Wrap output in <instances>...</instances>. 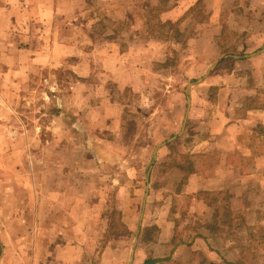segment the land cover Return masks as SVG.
Returning a JSON list of instances; mask_svg holds the SVG:
<instances>
[{"label":"rangeland","instance_id":"rangeland-1","mask_svg":"<svg viewBox=\"0 0 264 264\" xmlns=\"http://www.w3.org/2000/svg\"><path fill=\"white\" fill-rule=\"evenodd\" d=\"M29 1L42 15L33 27L51 26L41 52L52 67L22 87L28 131H0V264H264V209L182 190L197 142L243 150L241 122L209 133L218 82L240 79L237 91L264 106V0ZM202 194L219 212L205 225L233 240L232 263L178 249L201 226Z\"/></svg>","mask_w":264,"mask_h":264},{"label":"crops","instance_id":"crops-1","mask_svg":"<svg viewBox=\"0 0 264 264\" xmlns=\"http://www.w3.org/2000/svg\"><path fill=\"white\" fill-rule=\"evenodd\" d=\"M30 3L29 0H10L6 4H0V127H3L0 131H5L7 135L13 133L19 136L23 131H28L23 109L20 108L25 98L22 87L36 71L52 67L51 57L46 56L47 52H41L48 45L51 47V26L46 34L41 31V26L38 29L33 27L32 23L42 20V15L40 12L37 14L29 11L32 8ZM49 15L45 13V16ZM45 18L47 22L52 21L53 15ZM232 76L235 78L234 72L229 74V78L234 80ZM242 82L240 79L232 85L218 82L215 107L219 109V114L211 122L209 133L216 137L237 132V122H241L244 134H247L246 141L241 142L243 150L236 153V141L231 146H226L227 143L218 139L197 142L193 147L194 157H197L195 170L186 176L182 190L188 195L197 192H224L233 206L235 202V207H231V210L257 212L264 209V106L256 103L260 98L252 88H245L243 94L237 91L236 83ZM240 96L244 99L242 109L239 106ZM240 110L241 118L236 119ZM208 152L212 156V163L206 168L203 163ZM202 158L203 161H198ZM251 195L253 197L250 198ZM244 197H249L248 201ZM195 199L201 209V217L198 219L201 226L189 240L179 241L178 249L183 254H212L213 263L220 259L232 263L235 256L233 240L222 237L219 232H214L205 225L212 220L213 209L203 194ZM39 212L41 207L36 210L37 217ZM35 258L37 257L34 256V261Z\"/></svg>","mask_w":264,"mask_h":264},{"label":"trees","instance_id":"trees-1","mask_svg":"<svg viewBox=\"0 0 264 264\" xmlns=\"http://www.w3.org/2000/svg\"><path fill=\"white\" fill-rule=\"evenodd\" d=\"M174 143H176V141H174L169 146L172 147L174 145ZM185 158H186V162L184 163V165L186 167L184 169H182V171H184L186 173V175H188L189 173H193L194 172L195 167H194V163L190 160L189 157H185ZM185 179H186V177H185ZM206 194H212L215 197H218L220 194H222V192H206ZM223 198L225 200H228V195L225 194ZM228 213L231 214V212H228ZM217 214H219L218 210H217V212H215V215L213 214V217H212L213 222H214L215 225L219 224V219L217 218ZM208 228L212 229V225H209ZM160 261H164V260L163 259L147 258V259L144 260L143 264H155V263L160 262Z\"/></svg>","mask_w":264,"mask_h":264},{"label":"water","instance_id":"water-1","mask_svg":"<svg viewBox=\"0 0 264 264\" xmlns=\"http://www.w3.org/2000/svg\"><path fill=\"white\" fill-rule=\"evenodd\" d=\"M212 67H213V66H212ZM212 67H211V68H212ZM192 85H193L192 82L187 83V85H186V89H185V93H187V95H189V89H190V87H191ZM189 105H190V98L187 96V112H188V109H189ZM187 112H186V115H185V117H184V119H183V123H182L181 131L179 132V134H181V133L183 132V130H184V127H185V124H186V120H187ZM175 137H176V136L172 137L171 139H168L166 142H168V141L174 139ZM160 146H161V145H158V146L154 149V151H153V157L156 156L157 149H158ZM146 181H147L146 188H147V190H148V188H149L148 174L146 175ZM135 240H136V238H135ZM132 258H133V257H132V254H131L129 264H131Z\"/></svg>","mask_w":264,"mask_h":264}]
</instances>
